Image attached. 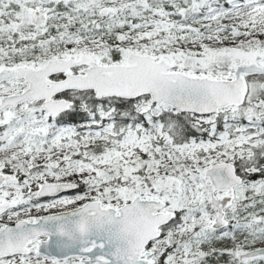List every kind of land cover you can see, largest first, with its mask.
Masks as SVG:
<instances>
[{
  "label": "snow or ice",
  "instance_id": "obj_1",
  "mask_svg": "<svg viewBox=\"0 0 264 264\" xmlns=\"http://www.w3.org/2000/svg\"><path fill=\"white\" fill-rule=\"evenodd\" d=\"M0 264H264V0H0Z\"/></svg>",
  "mask_w": 264,
  "mask_h": 264
}]
</instances>
